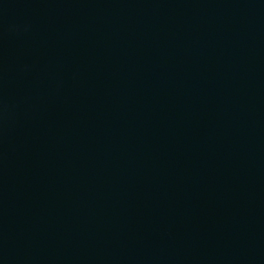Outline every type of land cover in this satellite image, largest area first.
<instances>
[{
    "label": "water",
    "instance_id": "water-1",
    "mask_svg": "<svg viewBox=\"0 0 264 264\" xmlns=\"http://www.w3.org/2000/svg\"><path fill=\"white\" fill-rule=\"evenodd\" d=\"M0 264H264V0H0Z\"/></svg>",
    "mask_w": 264,
    "mask_h": 264
}]
</instances>
